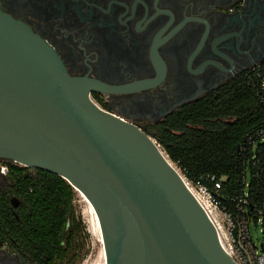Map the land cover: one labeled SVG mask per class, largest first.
Instances as JSON below:
<instances>
[{"label": "water", "instance_id": "95a60500", "mask_svg": "<svg viewBox=\"0 0 264 264\" xmlns=\"http://www.w3.org/2000/svg\"><path fill=\"white\" fill-rule=\"evenodd\" d=\"M93 83L71 75L55 48L0 0V158L83 191L106 264H237L157 140L96 104Z\"/></svg>", "mask_w": 264, "mask_h": 264}, {"label": "flooded vegetation", "instance_id": "af4514ba", "mask_svg": "<svg viewBox=\"0 0 264 264\" xmlns=\"http://www.w3.org/2000/svg\"><path fill=\"white\" fill-rule=\"evenodd\" d=\"M1 3L55 48L71 75L94 81L89 95L101 108L146 133L264 57V0ZM7 161L0 158V192L14 212L20 200ZM0 264L38 263L0 229Z\"/></svg>", "mask_w": 264, "mask_h": 264}, {"label": "trees", "instance_id": "16d2710c", "mask_svg": "<svg viewBox=\"0 0 264 264\" xmlns=\"http://www.w3.org/2000/svg\"><path fill=\"white\" fill-rule=\"evenodd\" d=\"M262 129L264 88L251 69L147 133L190 181L207 186L221 207H231V197L243 191L247 175L251 198H264ZM7 163L20 204L11 212L0 192V229L10 232L38 264L66 261L73 242L74 187L56 173L36 168L33 174L27 166Z\"/></svg>", "mask_w": 264, "mask_h": 264}, {"label": "built area", "instance_id": "2783aa9c", "mask_svg": "<svg viewBox=\"0 0 264 264\" xmlns=\"http://www.w3.org/2000/svg\"><path fill=\"white\" fill-rule=\"evenodd\" d=\"M239 2L243 4L244 0H239ZM251 69L256 71L264 88V57L256 61L246 72ZM94 102L96 103V101ZM258 133L260 139L264 141V129ZM1 168L6 169L7 165H1ZM184 176L186 184H190L203 201H207L216 210L219 209L222 219L226 223L224 226L218 221L221 226L220 230L225 235V242L222 241V243L229 257L237 264H264V242L254 238L251 230V224L254 223L255 226L260 225L261 231L264 233V198L258 201L251 198L249 175L244 178L243 191L239 195L231 197V207L228 205L221 207L217 195L211 192L207 186L193 183L185 174ZM211 178L213 181L215 180L214 176ZM215 186L221 188V182H215Z\"/></svg>", "mask_w": 264, "mask_h": 264}, {"label": "rangeland", "instance_id": "374dc122", "mask_svg": "<svg viewBox=\"0 0 264 264\" xmlns=\"http://www.w3.org/2000/svg\"><path fill=\"white\" fill-rule=\"evenodd\" d=\"M162 150L166 153L163 148ZM17 164L25 166L20 163ZM173 164L179 172L183 174L181 168H179L174 162ZM29 172L35 174L36 168L29 167ZM73 206L72 216L70 218V228L73 231L71 252L66 261H60L56 264H104L106 259L105 247L99 238L93 214L90 210L89 204L76 189ZM210 208L217 220L221 222L222 225L226 226L219 209L216 210L214 206L211 205ZM251 230L254 238L264 242V233L261 231L260 225L255 226V224L252 223Z\"/></svg>", "mask_w": 264, "mask_h": 264}, {"label": "bare ground", "instance_id": "6f19581e", "mask_svg": "<svg viewBox=\"0 0 264 264\" xmlns=\"http://www.w3.org/2000/svg\"><path fill=\"white\" fill-rule=\"evenodd\" d=\"M169 162H170L171 165H172V166H173V167L179 172V170L176 168V166L173 164V162L170 161V160H169ZM179 173H180V172H179ZM180 174H181V173H180ZM181 175H182V174H181ZM182 177H183V175H182ZM188 186H189L190 190L195 194V196L197 197V199L199 200V202L203 205V207L205 208V210L207 211V213L210 215V217H211V218L213 219V221L215 222L216 226L218 227L219 233H220V235H221V241H223V243H224V242H225V235H224V232H222V231L220 230V229H221V226L219 225L216 216H214V213H213V211H212L211 208H210V204H208L207 201H206V202L203 201V200L201 199V197L198 196V194L195 192L194 188H193L190 184H188ZM76 190H77V191L83 196L84 200H86V202L89 204L90 210H91V212H92V214H93V217H94V222H95V225H96V229H97V231H98V234H99V238H100L101 242H102L103 245H104V242H103L102 238L100 237V233H99V230H98V224H97L96 213H95V209H94V206H93L92 202H91L90 199L87 197V195H85V193H84L83 191H81V190L78 189V188H77ZM222 233H223V234H222ZM105 254H106V253H105ZM105 257H106V259H105L104 264H106V263L108 262L107 256H105Z\"/></svg>", "mask_w": 264, "mask_h": 264}]
</instances>
